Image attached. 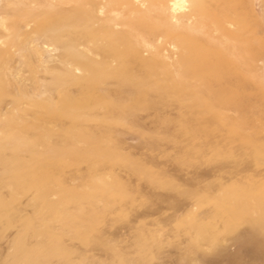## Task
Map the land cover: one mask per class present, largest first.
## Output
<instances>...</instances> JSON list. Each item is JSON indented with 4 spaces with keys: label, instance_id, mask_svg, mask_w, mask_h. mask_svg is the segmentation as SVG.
<instances>
[{
    "label": "rangeland",
    "instance_id": "1",
    "mask_svg": "<svg viewBox=\"0 0 264 264\" xmlns=\"http://www.w3.org/2000/svg\"><path fill=\"white\" fill-rule=\"evenodd\" d=\"M104 1L12 12L24 29L59 16L65 36L92 41L72 48L86 71L59 61L42 33L14 54L36 49L34 81L18 63L0 67V264H264V0H229V76L244 83L228 97L198 93L175 59L117 23L124 15L93 8ZM150 1L124 6L136 19ZM114 37L130 44L125 63L150 71L88 83L81 75L102 69L94 41ZM222 43L197 45L219 55ZM47 60L79 76L53 81Z\"/></svg>",
    "mask_w": 264,
    "mask_h": 264
},
{
    "label": "bare ground",
    "instance_id": "2",
    "mask_svg": "<svg viewBox=\"0 0 264 264\" xmlns=\"http://www.w3.org/2000/svg\"><path fill=\"white\" fill-rule=\"evenodd\" d=\"M44 2L45 0H5L0 4V10L5 14L0 17V67L2 70L6 68L14 70V66L18 63L21 67L20 70L28 73L27 77H20L22 81L25 79L34 81L33 76L39 73L37 70L39 55L36 49L29 50L23 59L14 56L15 50L22 47L25 40L32 36V33H42L44 38L59 50V61L75 69L88 70L83 61L73 60L72 48H74V44H84L85 41L88 43L92 41L91 39H87L84 35L65 36L66 32L60 31L62 28L58 27L59 16L47 20V22L35 20L37 22L35 27L24 29V23L17 22L18 16L12 14L14 7L23 9L27 4L34 3L35 8H39ZM106 2L108 3L107 8L104 4ZM185 2L186 0H151L146 8V13L136 19V16L130 17L133 10L124 6L125 0H105L103 4L92 2V6L96 11L105 8V11L112 12L115 20L124 15L125 19H121L117 23L128 26L130 29H138L144 41L153 40L152 45L157 50L154 53L156 57L163 56L175 59V70L178 71V76L186 78L190 84L196 85L198 93L204 92L211 96L228 97L229 89L244 83L242 78L229 76V51L232 48L229 46V32L224 27V23L229 20V0H190V3L187 4ZM81 5L85 6L84 4ZM166 6L171 10L172 17L180 23L182 28H172L175 25L169 22L168 16L164 13ZM185 11H189L188 14H185ZM185 21L187 23H184ZM117 23L115 22V24ZM256 23L259 34L260 24L259 22ZM82 39L84 40L82 41ZM102 39L105 42L100 44L98 43L100 40L96 39L94 43L97 44L92 49L98 51L102 48L98 54L102 58L101 61H98L102 69L93 70L88 76L81 75L82 79L88 83L110 84L111 82H122L125 75L135 74L136 71H150L148 66L140 64L139 67H136L130 61L125 63L127 56L123 55V52L130 53L129 50L131 49L128 42L119 41L115 37ZM198 40L209 45L223 41L220 54H205L198 47ZM167 44L174 46L177 50L170 51L164 47ZM48 61H45L42 67L48 74L47 78L53 79V81L77 79L76 76H79L67 72L62 65L56 64V61L46 64ZM111 62H114V66L111 65ZM108 70L112 72L109 74L107 73ZM213 72L215 74H212ZM147 77L148 75L139 76V80ZM41 78L46 79V76L42 75ZM21 96L23 95L21 94ZM260 206L262 215L259 228L264 233V189L260 198Z\"/></svg>",
    "mask_w": 264,
    "mask_h": 264
}]
</instances>
